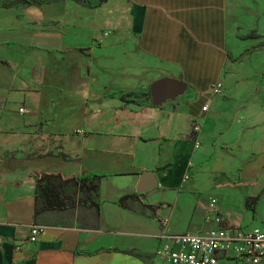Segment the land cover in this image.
<instances>
[{"label": "crops", "instance_id": "crops-1", "mask_svg": "<svg viewBox=\"0 0 264 264\" xmlns=\"http://www.w3.org/2000/svg\"><path fill=\"white\" fill-rule=\"evenodd\" d=\"M262 43L264 0H0V264H164L159 218L169 233H203L215 215L258 227ZM162 77L187 89L154 106ZM145 170L156 187L140 195ZM84 172L105 175L99 210L72 181V205L35 212L37 173Z\"/></svg>", "mask_w": 264, "mask_h": 264}, {"label": "built area", "instance_id": "built-area-1", "mask_svg": "<svg viewBox=\"0 0 264 264\" xmlns=\"http://www.w3.org/2000/svg\"><path fill=\"white\" fill-rule=\"evenodd\" d=\"M210 95H222V84L216 82L208 90ZM207 104L201 107L204 113ZM24 112V107L18 108ZM200 116L192 119V131L200 130ZM198 145V140H195ZM216 200L210 201L214 207ZM161 229L158 238L163 242L155 250V256L164 264H219L224 258L232 257L239 260L241 264H259L264 258V229L225 227L222 217L215 215L213 226L203 233L182 232L169 233L166 231L167 219L159 218ZM40 234V227L32 225L29 240L34 241Z\"/></svg>", "mask_w": 264, "mask_h": 264}, {"label": "trees", "instance_id": "trees-1", "mask_svg": "<svg viewBox=\"0 0 264 264\" xmlns=\"http://www.w3.org/2000/svg\"><path fill=\"white\" fill-rule=\"evenodd\" d=\"M43 0H31L33 3H39ZM9 3H4L3 6H7ZM261 37L260 35H256ZM264 43L260 44L262 46ZM149 92V91H148ZM105 175L84 172L80 176H68L63 177L59 173H37L33 180L37 187V196L42 199L43 206L41 208H36L35 212L43 210H63L68 205L73 203L67 202V198L64 197L62 191L56 183H53L51 178H56L61 180V182L74 181L84 195V198L80 200L77 204L84 206H94L97 210L100 209L101 201L98 199L96 194V182L104 178ZM258 197L244 196V206L246 210L251 212L255 211V205Z\"/></svg>", "mask_w": 264, "mask_h": 264}, {"label": "water", "instance_id": "water-1", "mask_svg": "<svg viewBox=\"0 0 264 264\" xmlns=\"http://www.w3.org/2000/svg\"><path fill=\"white\" fill-rule=\"evenodd\" d=\"M187 84L178 79L162 77L150 84V98L154 106H162L168 100L180 97L185 93ZM156 187V180L151 170L142 172L137 185L136 192L140 195L148 194Z\"/></svg>", "mask_w": 264, "mask_h": 264}, {"label": "rangeland", "instance_id": "rangeland-1", "mask_svg": "<svg viewBox=\"0 0 264 264\" xmlns=\"http://www.w3.org/2000/svg\"><path fill=\"white\" fill-rule=\"evenodd\" d=\"M51 180L53 183H56L59 186L64 197L67 198L68 203L72 202L73 199H75L76 194H77V190H76L75 184L72 181L57 183V181H59V179L51 178ZM259 207L261 208V212H256V213L252 214L250 216V221L252 222L253 225L261 227L262 229H264V202H261ZM244 210L247 211L246 209H244ZM261 217H263V218H261Z\"/></svg>", "mask_w": 264, "mask_h": 264}]
</instances>
